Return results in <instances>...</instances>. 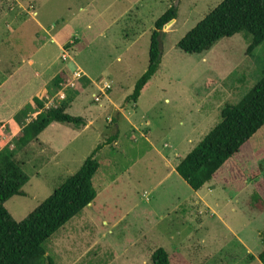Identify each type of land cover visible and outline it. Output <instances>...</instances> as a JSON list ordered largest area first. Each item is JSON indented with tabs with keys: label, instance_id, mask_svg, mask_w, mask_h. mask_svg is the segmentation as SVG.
Instances as JSON below:
<instances>
[{
	"label": "rangeland",
	"instance_id": "1",
	"mask_svg": "<svg viewBox=\"0 0 264 264\" xmlns=\"http://www.w3.org/2000/svg\"><path fill=\"white\" fill-rule=\"evenodd\" d=\"M132 1L0 0V95L19 98L0 104V150L11 151L29 178L25 195L5 208L22 221L101 145L98 196L45 242L53 264H152L158 248L171 264H264V206L252 185L264 156L232 159L197 191L175 170L219 123L223 106L258 82L264 42L249 52L250 39L239 33L188 54L178 41L222 0ZM172 5L177 17L160 39L159 69L127 102L147 68L154 22ZM60 71L67 78L56 88ZM34 97L85 125L53 122L18 144L16 133L38 113L20 114Z\"/></svg>",
	"mask_w": 264,
	"mask_h": 264
},
{
	"label": "trees",
	"instance_id": "2",
	"mask_svg": "<svg viewBox=\"0 0 264 264\" xmlns=\"http://www.w3.org/2000/svg\"><path fill=\"white\" fill-rule=\"evenodd\" d=\"M177 6H170L155 22L150 37L148 65L136 80L131 94L125 100L136 102L146 84L159 69L161 50L159 31H165L177 17ZM243 34L250 39L248 51L264 42V0H222L204 16L177 43L185 53H201L210 50L219 40ZM67 78L60 71L53 79L59 87ZM43 100L34 97L21 110L25 118L38 112L16 133L18 144L25 146L43 132L51 123L71 125L77 129L86 123L85 118L71 115L64 106L44 109ZM20 114L15 121L21 123ZM215 125L176 166L177 174L193 189L199 190L212 180H219L232 159L251 160L253 154L264 156V68L254 86L234 104L226 103ZM98 145L84 160L81 167L67 177L40 205L20 222L15 221L4 203L15 195H25L22 187L28 176L15 161L8 149L0 150V264H53L46 254L44 244L71 218L79 215L97 196L93 181L100 169L95 158ZM255 151V152H254ZM243 157H242V156ZM250 158V159H249ZM253 199L264 206V167L252 173ZM243 188L240 181L239 189ZM263 248L258 258L264 263V229L261 233ZM152 264H171L164 248L151 255Z\"/></svg>",
	"mask_w": 264,
	"mask_h": 264
},
{
	"label": "crops",
	"instance_id": "3",
	"mask_svg": "<svg viewBox=\"0 0 264 264\" xmlns=\"http://www.w3.org/2000/svg\"><path fill=\"white\" fill-rule=\"evenodd\" d=\"M140 0H133L132 3L133 5L134 4H137ZM82 11L85 10V8H81ZM58 40H61L60 38H57ZM18 97L17 95H14L13 97L11 96H4V95H0V104L2 106H5L6 104H9L10 106H12V104H15L17 101H18ZM97 196H98V193H97ZM96 196V197H97ZM94 201V200H93ZM93 201L89 204V205H92Z\"/></svg>",
	"mask_w": 264,
	"mask_h": 264
},
{
	"label": "built area",
	"instance_id": "4",
	"mask_svg": "<svg viewBox=\"0 0 264 264\" xmlns=\"http://www.w3.org/2000/svg\"><path fill=\"white\" fill-rule=\"evenodd\" d=\"M109 88H110V85L108 83H106L104 85V87L102 88L103 94L106 93L105 91L108 90ZM95 100H99V98L98 97H95Z\"/></svg>",
	"mask_w": 264,
	"mask_h": 264
},
{
	"label": "water",
	"instance_id": "5",
	"mask_svg": "<svg viewBox=\"0 0 264 264\" xmlns=\"http://www.w3.org/2000/svg\"><path fill=\"white\" fill-rule=\"evenodd\" d=\"M163 32L164 31H159V34H158V37H157V39H158V45H159V49L161 50V41H160V39H161V37H162V35H163Z\"/></svg>",
	"mask_w": 264,
	"mask_h": 264
}]
</instances>
